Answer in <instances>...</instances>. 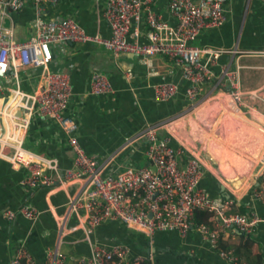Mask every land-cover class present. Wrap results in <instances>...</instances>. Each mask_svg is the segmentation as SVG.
I'll list each match as a JSON object with an SVG mask.
<instances>
[{
  "label": "crops",
  "instance_id": "0c3cea01",
  "mask_svg": "<svg viewBox=\"0 0 264 264\" xmlns=\"http://www.w3.org/2000/svg\"><path fill=\"white\" fill-rule=\"evenodd\" d=\"M166 1L153 0L151 8L172 22ZM102 4L103 0H59L47 8V16H70L87 33L108 36V26L100 13ZM224 6V22L203 28L191 40L200 47L228 50L217 56L212 66L214 75L202 83L192 107L183 96L185 82L179 75V68L161 54L144 58L123 52L114 57L96 42L58 41L49 44L52 53L49 67L65 70L69 75L71 94L66 110L76 119V134L87 153L102 159L146 123H161L158 134L172 130L183 143L204 157L199 186L212 196L228 199L232 203L229 210L242 209L262 216L264 204L252 198L247 181L258 182L254 168L257 157L264 155V52L259 53L264 50V2L226 0ZM32 17V7L28 4L14 12L17 38L31 33ZM138 27V39L144 41L146 24L143 18ZM221 63L238 70L241 100L237 110L228 108L227 82L219 74ZM93 71L108 78L111 92H89V75ZM124 73H129L131 78L127 80ZM35 74L34 69L20 71L19 86L31 89ZM161 74L177 83V91L164 101H155L151 84ZM211 94H216L217 100H204ZM23 145L35 154V158H54L60 172L72 165V151L56 123L47 117H31ZM141 148L142 142L138 139L121 147L106 170L140 164ZM184 156L185 153L181 161ZM45 171L51 170L45 168ZM26 173L25 167H13L0 157V264H8L18 245L26 248L36 264H46L45 252L56 244V226L64 213L67 194L76 187L75 184L64 189L42 184L29 187L21 183ZM22 203L36 207L38 215L31 219L20 215L10 220L2 217L3 209L16 208ZM73 220V216H69L67 224H72ZM247 234L252 240L246 250L250 259L246 262L243 254L239 258L244 264H253L255 256L260 255L259 264H264V223H255ZM88 237L99 243H126L132 253L148 251L155 263L232 264L193 229L184 235L173 231L155 232L148 242L143 234L116 219H109L97 224ZM237 241L238 231L233 228L225 230L220 237L225 248ZM57 246L69 257L89 252V244L79 229L65 234Z\"/></svg>",
  "mask_w": 264,
  "mask_h": 264
},
{
  "label": "built area",
  "instance_id": "2783aa9c",
  "mask_svg": "<svg viewBox=\"0 0 264 264\" xmlns=\"http://www.w3.org/2000/svg\"><path fill=\"white\" fill-rule=\"evenodd\" d=\"M58 1L0 0V157L13 167H25L27 173L21 179L23 185L35 187L42 184L63 189L72 184L76 186L67 194L64 213L56 226V244L45 252L46 264H164L155 263L148 251L145 254L130 252L129 246L120 241H90L88 233L109 219H116L143 234L148 242L152 241L155 232L173 231L184 235L193 229L220 256L232 264H243L230 247L216 249L217 239L232 228L247 234L255 223H264V215L231 211L232 203L228 199L212 196L199 186L204 157L183 143L172 130L158 134L161 123H146L102 159L87 153L76 134V119L66 110L71 94L69 75L65 70L49 67L52 57L49 44L58 41L96 42L114 57L123 52L144 58L161 54L179 68V75L185 82L183 96L187 105L192 107L202 83L214 75L212 66L217 56L228 50L200 47L191 40L203 28L216 27L224 22L226 0H167L166 8L173 17L172 22L151 8L153 0H103L100 13L108 26V36L87 33L70 16H47V8ZM25 4L32 7V31L24 38H17L13 14ZM141 18L146 24L144 41L138 39ZM28 69L36 70V80L29 90L19 86L20 71ZM124 74L127 80L131 78L129 73ZM219 74L227 82L228 108L237 110L241 100L238 70L221 63ZM159 76L151 84L152 97L155 101H164L175 94L177 83L163 74ZM88 83L90 93L112 91L103 73L91 72ZM204 100H217V96L207 95ZM34 115L56 123L72 151V165L62 172L54 158H35V154L23 145L25 132ZM137 139L142 142V162L106 170L120 148ZM183 153L186 156L181 161ZM45 168L51 171L46 172ZM254 169L258 182L247 181V188L253 199L264 204V155L257 157ZM196 210L208 213L206 221L196 219ZM38 213L36 207L22 203L16 208L3 209L1 214L10 220L15 215L31 219ZM69 216L74 218L70 225L67 224ZM74 229L83 231L89 252L69 257L57 244ZM8 264L36 262L23 245H18Z\"/></svg>",
  "mask_w": 264,
  "mask_h": 264
},
{
  "label": "trees",
  "instance_id": "16d2710c",
  "mask_svg": "<svg viewBox=\"0 0 264 264\" xmlns=\"http://www.w3.org/2000/svg\"><path fill=\"white\" fill-rule=\"evenodd\" d=\"M231 211H236V210L231 209ZM240 211H242V209ZM194 215H195V217H196V219L198 221H206L208 213L206 211L196 210V211H194ZM224 233H222L218 237L217 242L215 244V248L216 249H220V248H225L226 247L225 244H222L220 242V237ZM251 241L252 240H251V238L249 237L248 234H243L241 232H238V241L233 246L229 245L228 247H230L232 249V253L234 255H236L237 258H239L240 254H243V256L246 259V262H248V260L250 259V255L248 254V251H246V250H248V246L250 245ZM261 260H262V257L260 255H256L254 260H253V264H259ZM243 264H244V262H243Z\"/></svg>",
  "mask_w": 264,
  "mask_h": 264
},
{
  "label": "rangeland",
  "instance_id": "374dc122",
  "mask_svg": "<svg viewBox=\"0 0 264 264\" xmlns=\"http://www.w3.org/2000/svg\"><path fill=\"white\" fill-rule=\"evenodd\" d=\"M174 123V122H173ZM173 123H171V124H173ZM170 125V124H169ZM175 126L177 125V124H174ZM176 128V127H175Z\"/></svg>",
  "mask_w": 264,
  "mask_h": 264
}]
</instances>
